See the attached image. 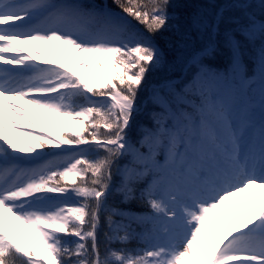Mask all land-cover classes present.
<instances>
[{
	"label": "snow or ice",
	"instance_id": "snow-or-ice-1",
	"mask_svg": "<svg viewBox=\"0 0 264 264\" xmlns=\"http://www.w3.org/2000/svg\"><path fill=\"white\" fill-rule=\"evenodd\" d=\"M0 264H264V0H0Z\"/></svg>",
	"mask_w": 264,
	"mask_h": 264
},
{
	"label": "rangeland",
	"instance_id": "rangeland-1",
	"mask_svg": "<svg viewBox=\"0 0 264 264\" xmlns=\"http://www.w3.org/2000/svg\"><path fill=\"white\" fill-rule=\"evenodd\" d=\"M42 47H43V49L49 54V53H51V57L50 58H52V59H54V57H52L53 55H54V51H52V48H51V45H41ZM61 46H63V45H61ZM65 47V46H64ZM63 57H65L66 56V52L65 53H63V54H61ZM88 73H89V78H90V80H94V79H96L97 77H99V76H105V77H107V76H109V73L105 70V69H102V68H98V67H95L94 65L93 66H89V67H85L84 68ZM34 113V117L38 120V117L36 116V114H35V112H33ZM134 116H135V119H134V122H133V127H135V125L137 124L136 123V121H137V114H134ZM41 117H46L42 112H41ZM42 122V121H41ZM61 124H63L64 122L63 121H61L60 122ZM45 125H47V126H51V127H53V132L55 133V135L57 136V135H63V133H61V131H60V129L59 128H57L56 126H55V122H53V121H51V120H49L48 118L46 119V121H45ZM71 126L73 127V128H76V129H79L81 126L79 125V124H77L75 121H73V122H71ZM23 139H25L26 140V142L27 143H29V144H34V141H31V140H27L26 138H24V137H22ZM50 147V146H49ZM67 147V146H66ZM52 149H54V148H52ZM38 151H41L40 149H38ZM43 151H45L44 149H43ZM46 152V151H45ZM244 195V199H245V207H247V202H248V200H249V198H250V193H245V194H243ZM239 197H235V198H233L231 201H229V202H226L225 203V205L223 206V208L224 209H232L233 210V212L235 211V209L237 208V206H238V201H239Z\"/></svg>",
	"mask_w": 264,
	"mask_h": 264
},
{
	"label": "bare ground",
	"instance_id": "bare-ground-1",
	"mask_svg": "<svg viewBox=\"0 0 264 264\" xmlns=\"http://www.w3.org/2000/svg\"><path fill=\"white\" fill-rule=\"evenodd\" d=\"M60 47L61 48H65L64 46H60ZM40 51L45 53V57L46 58H50L51 57V56L49 57V54L45 50L40 49ZM52 57H54V60L57 63H65V64L71 66L74 70L79 71L81 73V75H85V76L89 77V73L84 69L85 67L79 65L78 63H76L75 60H73L71 58L70 50L66 51V56L65 57H63L61 54H57V53H54V55ZM79 58L80 57H77V60ZM20 103L23 104L22 101ZM24 107L28 109V112L31 114V116L43 127V129L45 130V133H51L53 136H56L55 133L52 130L53 127L45 125V121H46L47 117H41V112L40 111H38L37 109L31 108L28 105H24ZM33 112H35L36 116L38 117V120L34 117V113ZM21 123L23 125V122H21ZM28 130L29 131H33V132L37 131L36 129H28ZM64 147H66V146H64ZM44 150L46 152H50V151H54V150H57V149H52L51 147L46 146ZM20 227L27 234V232H28L27 228L24 225H20Z\"/></svg>",
	"mask_w": 264,
	"mask_h": 264
},
{
	"label": "trees",
	"instance_id": "trees-1",
	"mask_svg": "<svg viewBox=\"0 0 264 264\" xmlns=\"http://www.w3.org/2000/svg\"><path fill=\"white\" fill-rule=\"evenodd\" d=\"M109 2H110V0H109ZM192 6H193V7H196L197 5H196V4H193ZM133 24H136V22L133 21ZM136 27H137V28H140L141 30H143V29H142V26L139 25V24H136ZM167 75H168V73L165 72V71H156V72H152V73H150L149 76H148L149 84H155V83H158V82H160L162 79H164ZM172 75L178 76V75H179V72H178V71H177V72H174V73H172ZM146 94H147L146 92H142L141 95H140V99L143 100L144 97L146 96ZM93 99H96V98H93ZM136 117H137V121H136L137 124H138V123H141V122H144V121L146 120V116H145L143 113H141V114H137ZM122 207H126V206H122ZM131 207H132L134 210H136V211H141V210H142V209L138 208L136 205H132ZM101 235H102V234H101ZM132 246H135V245H132Z\"/></svg>",
	"mask_w": 264,
	"mask_h": 264
}]
</instances>
